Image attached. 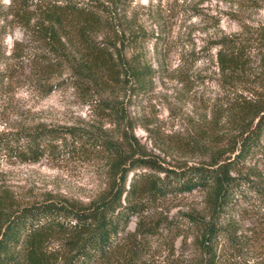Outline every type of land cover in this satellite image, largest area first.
Instances as JSON below:
<instances>
[{"label":"rangeland","instance_id":"obj_1","mask_svg":"<svg viewBox=\"0 0 264 264\" xmlns=\"http://www.w3.org/2000/svg\"><path fill=\"white\" fill-rule=\"evenodd\" d=\"M80 1L108 6V0ZM8 3L0 0L2 9ZM121 5L115 20L127 25L122 26L126 32L147 35L142 55L153 76L152 84L140 93L119 88L103 91L91 85L80 89L65 69L59 70L57 61L44 60L47 52L36 26L23 27L17 19L0 16V46L5 54L0 68V132L73 128L126 147L125 131L130 147L168 166L208 162L219 153L227 156L225 151L237 134L226 107L229 92L235 89L234 94L246 96L245 89L263 74L252 41L256 36L248 32L264 28V0H122ZM30 16L33 25L37 13L32 11ZM223 39L251 46L247 73L241 79H224L218 70L216 53ZM70 51L76 56L78 48ZM101 96L122 104L121 121L109 113L103 116L94 106ZM70 141L65 138V143ZM62 142L56 152L36 163L9 161L2 153L0 197L7 196L17 206L44 200L86 205L95 200L107 184L105 153L88 147L73 151ZM255 168L264 175L263 164ZM130 179L131 175L127 183ZM250 197L240 209L244 211L235 215L237 234L245 239L242 250L230 257L225 249L226 264H264V190L262 196ZM190 212L208 216L202 191L168 196L146 207L141 215L130 218L125 234L130 236L139 225L155 220L176 227L177 219L182 221V214ZM177 227L170 236L159 229L148 239L141 264H171L193 254L195 232L186 224ZM126 250H118L108 262L99 264H125Z\"/></svg>","mask_w":264,"mask_h":264},{"label":"trees","instance_id":"obj_2","mask_svg":"<svg viewBox=\"0 0 264 264\" xmlns=\"http://www.w3.org/2000/svg\"><path fill=\"white\" fill-rule=\"evenodd\" d=\"M121 3L108 0L107 6L80 0H10L5 9L0 6V16L17 19L23 27L36 26L35 33L47 52L44 60L57 61L59 70L65 69L80 89L88 90L86 86L91 85L103 91L119 88L140 93L152 84L153 76L142 55L147 35L126 32L122 26L127 25L115 20ZM30 10L37 13L33 25ZM248 33L256 36L252 41L260 53L256 56L263 74L260 81L245 89L246 96L234 94L235 89L229 92L226 107L237 134L225 151L227 156L219 153L208 162L168 166L130 147L125 131L126 147L73 128L0 132V157L4 153L9 161L36 163L56 152L62 140L61 144L73 151L99 149L109 167L104 190L86 205L44 200L17 206L7 196L0 197V264H99L108 262L124 247L125 264H141L149 238L159 229L170 236L182 224L195 232L193 254L171 264H226L225 249L230 257L231 253L239 254L245 239L237 234L235 215L244 211L240 209L251 195L262 196L264 190V175L255 168L258 163L264 165V28ZM100 34L104 36L99 39ZM219 44L222 48L216 53V65L220 74L228 80L235 76L241 79L247 73L251 46L233 39H223ZM71 48H78L76 56ZM130 50L134 51L127 56ZM4 59L0 46V68ZM93 104L103 116L109 113L121 121L120 102L101 96ZM66 137L70 143H65ZM193 191L204 193L207 217L185 213L182 221L177 219L176 227L172 222L163 226L162 220H155L144 227L139 225L130 236L125 234L130 218L141 215L146 207Z\"/></svg>","mask_w":264,"mask_h":264},{"label":"clouds","instance_id":"obj_3","mask_svg":"<svg viewBox=\"0 0 264 264\" xmlns=\"http://www.w3.org/2000/svg\"><path fill=\"white\" fill-rule=\"evenodd\" d=\"M5 3H8V0H5Z\"/></svg>","mask_w":264,"mask_h":264}]
</instances>
